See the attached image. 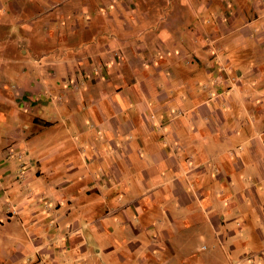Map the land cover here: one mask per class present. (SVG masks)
<instances>
[{
	"label": "crops",
	"instance_id": "0c3cea01",
	"mask_svg": "<svg viewBox=\"0 0 264 264\" xmlns=\"http://www.w3.org/2000/svg\"><path fill=\"white\" fill-rule=\"evenodd\" d=\"M16 1L0 3V32L3 34L0 38V70H7L5 73L13 79L11 87L0 82V234L4 232L2 223L7 221L9 224L14 220L5 219L4 215H13L16 224L24 228L21 237L30 236L33 243L39 241L36 237L42 239L39 228L46 224V216L50 218L45 204L50 205L51 200L62 203L65 192L69 193L70 200L75 197L78 204L70 210L63 206V213L56 214L53 221L54 229L65 223L63 238L56 236V241L59 240L63 247L57 248V256L51 248L46 253L38 247L37 259L31 264H93L101 253L108 255L112 263L122 257L126 264L151 261L176 264L179 255L175 243L177 237L184 232L183 243L187 244L191 237L202 234V230L208 232L205 240L212 239L211 252L201 256L188 252L181 264H264V129L258 130L264 126L260 123H264V107H242L240 95L245 92L239 83L242 74L235 75L230 63L224 66L227 76L221 74L219 63L210 57H205L209 64L203 58H195L190 64L191 69L189 61L185 63L174 52L164 55L160 46L151 55V60L146 58L144 67L135 60V66L131 67L128 59L116 57L115 69L110 70L102 65L94 51L100 47L98 54L105 57L106 51H112L113 38L117 43L126 41L112 32L105 35L108 39L103 44L98 39L92 40L90 45L81 43L76 50L77 56L73 53L71 57V50L64 47L61 59L56 57L47 62L41 61L46 55L41 53L40 62H37L46 64V70L59 69L63 60L66 65H63V76L57 74V82L47 83L44 72L36 63L27 62L26 57L36 54L33 36L37 27L43 30L42 27L46 29L55 21L56 18L50 16L51 11L59 7L57 16L59 20L63 19V0H51L46 7L33 3L28 7L34 14L25 15L21 21V3L17 5ZM257 1L258 7L252 9L251 19L241 21V28L259 24L256 31L263 33L260 22L264 17V0ZM89 9L87 5L81 7L85 14ZM72 11L76 13L77 10L74 7ZM5 13L11 18L4 20ZM37 22L41 23L40 27L36 26ZM61 22L63 25V20ZM15 25L24 32L25 43L7 41L11 33L6 27ZM221 27L219 24L220 30ZM69 28L65 31L74 33L77 29L74 25ZM44 32L46 41L52 32ZM159 38L168 47L174 45L173 37L165 31ZM214 38L211 35L209 41L203 40V46L199 45L198 50L208 52L212 48L208 43H217ZM252 41L254 48L256 45L264 47V36L262 40L252 38ZM232 45L250 48L242 41ZM70 58L74 61L73 66L67 65ZM253 60L256 67L252 64L249 75L264 80V61L256 57ZM205 63L213 66L215 72L207 69L200 72ZM123 66L125 71L121 70ZM35 73L45 88L35 86L31 79ZM48 74L53 72L48 71ZM57 96L67 103L63 106V114H69L71 127L66 126L74 139L69 140L68 136L50 138L38 148L34 136L50 135L56 127H62L52 116L56 112L52 109L60 104L53 102ZM36 111L45 115L46 120L36 117ZM247 112L251 116L259 114V117L252 123L238 117ZM247 128L252 135L244 133L242 141L233 144ZM210 142L214 145L208 149ZM76 144L80 148H75V155L72 148ZM79 160L86 162V170L79 169L82 167ZM76 170L81 175L77 179H59ZM102 192L115 198L116 204L126 196L125 203L109 208L111 214L123 210L121 228H127L126 209L136 219L140 217L132 230L133 236H144L147 230L156 227L155 242L151 243L148 235L144 238L145 244L139 241L127 243L122 238L125 249L115 253V248L121 244L104 220L111 215L107 209L109 205L100 209L103 214L97 216L100 207L97 201L94 202L95 195L100 197ZM132 192L137 194L132 195ZM152 210L160 212L159 220L151 217ZM70 223L72 227L67 225ZM194 225L198 233L190 231ZM83 229L93 233L95 238L88 240ZM53 235H56L55 230ZM29 245L16 243L19 248L8 249L9 255L0 247V257L8 256V264H18L17 260L33 252ZM217 247L219 251H216ZM165 251L169 256L173 255V259L159 263V255Z\"/></svg>",
	"mask_w": 264,
	"mask_h": 264
},
{
	"label": "rangeland",
	"instance_id": "374dc122",
	"mask_svg": "<svg viewBox=\"0 0 264 264\" xmlns=\"http://www.w3.org/2000/svg\"><path fill=\"white\" fill-rule=\"evenodd\" d=\"M4 1L6 0H2V1L0 0V3H4ZM50 1L51 0L16 1L15 3L17 5L21 3V8H22L21 9L22 13L20 14V17L19 15H17L19 17V21H21L24 17H26L25 15L31 16V14H34L33 9L29 8L32 7L33 3L46 7L48 6L47 3ZM63 3H64L63 5L64 14L62 19L63 25L61 24L62 20H59L60 18L57 16V13L61 9L59 7L53 9V11H51L50 16L54 19L56 18L55 21H52L53 23L49 24L46 29L42 27L43 28L42 30L37 27V30L35 31V35L33 36V42L35 43L34 46L35 48L33 52H35L36 54L33 55V57L32 56L26 57L27 62L36 63L38 69L44 72L45 81L47 83L53 82L52 80H54V82H57L58 81L57 74L62 73L63 76V70H64L63 65L64 66L66 65L64 64L65 62L62 59L63 65L60 62L58 65L59 69L53 68L46 70V64H44L43 62L41 64L38 63L40 62L38 58L40 57L41 53L42 55L46 54L45 55L46 57L44 56L41 61H47V62H50V60L54 61L55 59H57L56 57H58V59H61L62 57L61 54L65 52L64 47L66 49L71 50V57H73V53L77 56L79 54L76 52V50L78 51V48L81 47L80 46L81 43L87 42V44L90 45L93 44L95 39H98L100 44H103L108 39L106 38L105 35L106 34L109 35V33L112 34L113 32L112 35H114L115 37L117 35L121 37V39L124 37L126 41L124 43L123 42L117 43L116 39L113 38V40L111 41V43L114 44L112 47V51H106L104 55L105 57H101V55L98 54L99 53L98 49L100 47L99 48L96 47L94 51L95 56L100 58L102 65L104 67L110 68V70L115 69L114 66L116 63L114 60L116 57L117 58L125 57L126 59L129 60L130 62L129 64L131 65V67H134L136 64L134 60L139 61V65L141 67H144V65H146V61H145L146 58L148 57L149 60L152 59L151 55L154 53L157 46H160V50H162V53L164 55H170L173 52L178 53L177 56L182 61H184L185 63H188L189 61L188 64L191 69L192 67L190 66V64H192L195 58L202 60V58L205 59V57L206 58L210 57L216 59V61L219 63L218 68H220L219 71L221 74L227 76V72L225 71L226 68L224 69V66L226 65L225 63H230L232 65L235 75L238 72L242 74L241 78H239V83L245 91L243 95H240L242 99L241 104L243 108L252 109L258 105L260 107L261 106L264 107V80H259V77L256 75L254 76L249 75L252 73V71H250L252 64L254 65V67H256L255 65L256 62H254L253 60L254 57L261 59V61H264V47H259L258 45H256L254 48V41H252V38L254 39L259 38L260 40H262L264 36V32L259 33L256 31L260 28L259 24L258 25L249 24L247 29L241 28L242 23H244L245 20L251 19V15L253 13L252 9H256L258 7L257 0H63ZM82 5H87V9L90 8L89 10L86 11V14L81 10ZM102 6L104 7L107 6V8L104 9V7ZM74 7L77 10L76 13H73L72 11V8ZM91 8H93L94 10H91ZM10 18H11L10 14L8 13L4 14V20ZM99 19H101V22L98 21ZM260 23L261 26L264 27V17L261 19ZM40 24H41L40 22H37L36 26H39ZM219 24H221L222 26L221 30L218 28ZM70 25H74L77 28L74 31V33H71V31L67 32L68 29L70 30L69 28ZM124 25H127V28ZM225 28L227 29L224 30ZM232 28H234V30ZM6 29L9 34L11 33L10 36L7 38V41L14 43L16 42L18 44H22L25 43V41H27L26 37L24 36V32L21 31V29L19 30L16 25L14 27L7 26ZM46 30L51 31L52 35L48 40L44 41V33H45L44 31ZM162 31L167 32L173 37V43H174L173 46L168 47L166 46V44L162 43V40H160L159 38L160 33H162ZM57 32H60V34L56 35ZM211 35L215 36L214 41H217V43H214L215 45H211L210 43L207 42L209 46H211L212 48L205 53L199 51L198 50L200 49L199 45L203 46L201 44L202 42H204L203 40L206 39V41H209ZM2 36L3 34L0 32L1 39ZM62 36L63 39H61ZM240 41L250 45L249 46L250 48L241 49V48L233 47L232 44L234 42H240ZM45 42L47 43L45 44ZM122 46L124 47L121 53L120 48ZM143 49L146 50V52H144ZM122 54H125V56H123ZM48 55H51V57H49ZM229 56L231 57L230 59ZM0 58L2 59V57ZM104 58L105 59L108 58V59L104 61ZM73 62L74 61L70 58V60L67 61V65L73 66ZM206 62L207 64H209V60L208 61L206 60ZM1 65L2 64H0V66ZM122 65L123 64H121L120 66L122 67ZM203 66L204 64L202 65V69H200L202 71L200 72H205L206 69L209 72H215L213 66L211 67L206 66V63H205V67ZM5 67L11 68L10 66H5ZM29 68L30 67L28 65L27 69ZM125 69H126L125 66L121 68V70L124 71ZM6 71L2 72L0 70V82H3L6 85V87H11V83L13 79L10 74L5 73ZM48 71L53 72V74L49 75ZM31 79L34 82L35 86H40L41 88H45L43 82L39 81V79L37 78L36 73L33 74ZM228 80L231 85L230 79ZM43 98L50 99L48 97H43ZM54 101L60 102V104L56 106L57 108L52 109V110H56V112L54 111L53 115L52 114L51 115L53 116V118L56 119L57 122H59V124L62 125V127L61 128L56 127L50 135L46 134L41 137L34 136L37 137L34 140V142H37L38 148L43 146L45 141L49 140L50 138L59 139L60 137L63 138V136L66 137L68 136L69 140L74 139L71 138L72 135L69 129L71 127L69 114L68 113L63 114V106H67V103H63L62 98H60L59 96H57L53 100V102ZM43 102H45V100ZM38 109L45 111L40 107H38ZM37 113L38 111H36V117L46 120L45 115H41L42 113L40 114ZM238 117H240L243 120H249L252 123V121L254 122V120H256L259 117V114H254L251 116L250 112H247V113L238 114ZM260 123L264 124L262 121ZM63 124L65 129L63 128ZM66 124L69 128L66 126ZM261 128L264 129V126L263 127L260 126L258 130H260ZM244 133H246L249 136L252 135V132H249V128L243 129L242 133L233 140V144L241 142L245 136ZM213 145L214 142H210L208 149L212 148ZM76 147H78L77 144L74 148H72L74 149L73 151L74 154L76 152L75 149ZM225 147L226 146L223 145V148ZM80 150H82V148ZM9 154H11V152H9ZM81 155H82V151H81ZM26 162L28 161L26 160ZM85 163L86 162L84 160L80 161V164L82 166L79 168L80 170H86L84 168L86 167L84 165ZM79 172H80L79 170H76L75 172H72L69 175H61L60 178L59 177L58 178L59 179L63 178V180L71 179V178L77 179V176L80 175ZM81 182L83 185L85 184L84 180H82ZM46 183L50 184V181H47ZM102 193L103 195L100 197H98V195L96 194L95 195L96 198L94 199V202L97 201L100 207L97 208L99 210L96 209L97 216L103 214V210L101 211L100 209H105L106 208L105 206L107 204L109 205L107 207L108 212L109 214H111L109 208L118 207L120 206L119 203H125L127 200L126 196L121 197V202L116 204L115 198L114 199L113 197L109 198L108 196L109 194H106L107 192H102ZM131 194L136 195L137 193L132 192ZM68 196L69 193L67 194L63 192L62 203H57L56 200H51L49 201L50 205L45 204V206L47 207L46 212L48 215H50V218L48 219V216L44 218L46 224L45 223L43 225L41 224L38 231L42 239H39V237L36 236L39 241H35L34 243L29 238L30 236H27L26 239L21 237L24 228L20 227L19 224H16L15 216L13 215L7 216V214H5L4 215L5 219L13 218L14 220H10L9 224L7 223V221H4L2 223L4 232L0 234V247L4 248L9 255L8 249L12 251V247H14L15 249L19 248V246H16V243L30 244L29 246L33 248V252L32 253L28 252L23 258L17 260V262H19L18 264H31V262H33L34 259L35 260L37 259L36 255L38 254V252L43 249L47 253L50 251L51 248L54 251L55 256H57L58 249H61L63 247V244L60 243L59 240L56 241V239L58 238V236H62L61 238H63V225L65 223L62 222V224H60L59 227L54 229L55 224H53V221L57 216L56 214L60 216L63 213V206L64 208H66V210H70L71 208H73L78 204L77 199H74L75 197H73L70 200ZM44 198H46V196H44ZM112 202H114V204ZM39 205L42 204L40 203ZM10 212L11 211H9V213ZM122 213L123 210L115 211L111 215L107 216L106 219H104L105 222L108 223V226L113 230V237L121 244V247L115 248L114 250L115 253H118L120 250L125 249V245L121 243L122 238L126 239L127 243L139 241L140 243L145 244L144 238L145 236L148 235V239L150 240V242L151 243L155 242L154 230L156 227L152 228V230L151 229L147 230L146 233H144V236L143 234H140L138 237L136 235L133 236L132 230L136 227L137 223H139V220L141 218L139 217L136 219L131 214V212L126 209L125 215L127 218L126 221L127 228L125 226L121 228L120 224H122L123 221ZM159 214H160L159 211H155V210L151 211V215H152L151 217H153V219H157L160 216ZM68 216L70 217V215ZM69 217L67 218L69 219ZM101 220H103V217ZM67 225L72 227L73 224L70 223ZM68 226H66V228ZM195 227L196 226L194 225L193 229L190 230L192 233L199 232V230ZM44 229L46 232L51 234H47L44 231ZM54 230L56 232V235H53ZM83 231H84L83 235L87 236L88 240H90V238L92 237L95 238V235H93V233L89 232L87 229H83ZM201 232L202 234L199 233L198 235H196L195 238L191 237L187 242V244L183 243L182 237L184 232L182 233L181 236L179 235L177 237L178 240H176L175 243L177 244V252L179 255L176 256L177 258L176 264H181V260L183 259V257H185L188 254V252L194 253L195 255L198 256L211 252L212 244H210V242H212V239L205 240L208 232L206 230L204 231L202 230ZM204 234L205 236H203ZM38 242H40V244ZM38 247H39L38 249L39 251L37 250ZM219 250H220L219 247H217L216 251ZM0 258L2 260L0 261V263L8 264L7 263L8 256H1ZM120 258L122 259V257ZM167 258L173 259V255L169 256V253L165 251L163 254L159 255V263L161 262V260L162 261L167 260ZM108 259H109L108 255H104L101 253L96 257L94 263L95 264H126V260L125 259L121 260L119 259V257L115 259L114 263L109 262ZM134 264H138V263H134ZM148 264H157V263L151 261L148 262ZM184 264H188V263H184Z\"/></svg>",
	"mask_w": 264,
	"mask_h": 264
}]
</instances>
